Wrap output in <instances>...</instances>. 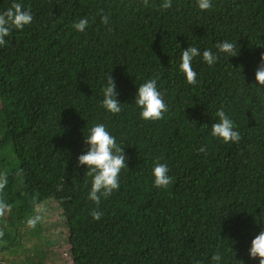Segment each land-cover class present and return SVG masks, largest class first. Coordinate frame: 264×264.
<instances>
[{
    "label": "trees",
    "instance_id": "16d2710c",
    "mask_svg": "<svg viewBox=\"0 0 264 264\" xmlns=\"http://www.w3.org/2000/svg\"><path fill=\"white\" fill-rule=\"evenodd\" d=\"M12 2L0 0V11ZM17 2L33 22L0 47V172H8L3 196L12 205L0 218V264H213L216 253L219 264H259L249 249L264 230V86L255 79L264 0H212L203 11L197 0H172L166 10L163 0ZM83 17L89 23L80 32L73 25ZM225 40L239 55L218 52ZM189 46L201 52L195 85L179 69ZM205 49L218 56L211 66ZM111 74L117 114L101 103ZM148 79L168 105L157 121L144 120L135 104ZM221 108L239 142L211 134ZM95 124L124 147L128 165L119 190L98 208L88 198L87 165L78 163ZM157 162L173 178L167 188L154 185ZM37 203L58 218L46 212L31 229L26 220ZM59 227L68 252L51 251L44 239Z\"/></svg>",
    "mask_w": 264,
    "mask_h": 264
},
{
    "label": "clouds",
    "instance_id": "9594fccd",
    "mask_svg": "<svg viewBox=\"0 0 264 264\" xmlns=\"http://www.w3.org/2000/svg\"><path fill=\"white\" fill-rule=\"evenodd\" d=\"M148 4V0H143ZM200 10H209L212 8V0H197ZM162 9L172 7V0H163L160 6ZM102 22L107 24L108 17L103 16ZM33 22V15L30 8H25L22 3L13 0L10 7L0 11V47L6 45V37H9L13 30H23L27 25ZM88 18L83 17L74 23L75 30L83 32L88 26ZM219 53H226L228 57L239 55L235 43L227 40L215 45ZM201 56L197 47L189 46L182 49L181 63L179 69L186 76L187 83L195 85L197 83V72L193 69L192 64L195 57ZM202 58L208 65H213L218 56L211 49H205L202 52ZM255 79L259 85L264 86V53L261 54L260 64L255 71ZM103 100L102 106L113 114L122 111V103L117 99L118 92L116 89L114 77L112 74L107 78V84L102 89ZM135 104L142 110L141 117L144 120L157 121L163 119L164 113L168 111V105L164 102V94L157 88L156 79H148L138 86ZM219 121L211 125V134L214 137L222 139L225 143L239 142L240 133L235 129L234 122L226 115L221 108L216 112ZM85 143L89 146L88 150L78 156L80 165H87L86 175L91 177V190L88 198L93 201L97 208L102 198L109 197L114 190H119L120 173L122 169L128 167L127 157L124 153V147L117 144L116 138L112 136L104 124H95L89 129V134L85 137ZM199 152L206 153L207 149L202 146ZM22 170L17 172L20 175ZM152 174L154 185L157 188H167L173 178L169 175V168L164 163H155ZM8 172H0V218L6 217L11 211L12 205L4 198L3 193L8 185ZM35 199V198H34ZM35 214L28 217L26 224L29 228L35 229L36 226L44 219L47 212L43 204H35ZM90 215L94 220H100L103 213L93 209ZM3 229H0V240L4 237ZM251 258L259 257V264H264V230H261L251 241L249 249ZM219 253L211 257L213 264H219L221 260Z\"/></svg>",
    "mask_w": 264,
    "mask_h": 264
},
{
    "label": "rangeland",
    "instance_id": "374dc122",
    "mask_svg": "<svg viewBox=\"0 0 264 264\" xmlns=\"http://www.w3.org/2000/svg\"><path fill=\"white\" fill-rule=\"evenodd\" d=\"M48 214H52L54 215L53 217L55 218H58L57 217V213H56V209L55 208H52L51 210H49V212H47ZM48 214H45V216H47ZM49 216V215H48ZM47 216V218H49ZM61 228H55V229H51L48 231V233H44V239L47 238V239H50L51 240V244H50V250L53 251H65V252H68V245L66 243H63V244H59V237H61ZM59 244V245H58ZM49 251V250H48ZM61 262H64L63 264H68L67 261L64 260V258H61L60 260H57L56 261V264H60Z\"/></svg>",
    "mask_w": 264,
    "mask_h": 264
}]
</instances>
